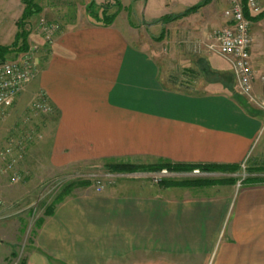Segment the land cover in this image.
<instances>
[{
	"label": "crops",
	"instance_id": "obj_1",
	"mask_svg": "<svg viewBox=\"0 0 264 264\" xmlns=\"http://www.w3.org/2000/svg\"><path fill=\"white\" fill-rule=\"evenodd\" d=\"M198 2L162 0L173 14L204 4L166 24L161 55L137 48L136 28L120 16L109 26L67 27L37 54L40 73L23 94L44 91L53 113L36 129L41 138L23 167L38 179L94 172L104 188L68 184L25 264H264V184L234 195L231 182H176L190 172L156 184L153 172L104 167L215 166L208 174L220 180L256 155L264 113L240 93L227 60L190 48L227 26L229 0ZM252 20L254 92L264 99V16ZM174 61L184 75L201 68L212 77L176 79Z\"/></svg>",
	"mask_w": 264,
	"mask_h": 264
},
{
	"label": "rangeland",
	"instance_id": "obj_2",
	"mask_svg": "<svg viewBox=\"0 0 264 264\" xmlns=\"http://www.w3.org/2000/svg\"><path fill=\"white\" fill-rule=\"evenodd\" d=\"M24 1L0 0V44L11 45L14 42L16 34L20 31L18 21L20 20L22 7L24 10L26 8ZM31 1L37 5L40 12L34 13L29 18L30 20L33 17L37 18L33 22L31 21L28 24L26 23L27 20L25 21L24 29L28 34L27 49L34 46L36 48V54H43L49 48V45L53 44L56 33L64 31L67 27L87 24L105 25V22L110 20H112V25L116 18L120 16L119 20H124L136 28V34L132 41H134V45L137 48L144 49L154 55H161L167 52L168 49L166 40L164 39L166 24L174 21L169 20L170 16L174 17L179 15L173 14L175 12H173L172 6H163L162 0H150L148 3L146 0H119L120 6L117 7L110 6L117 4L118 0ZM196 1L199 3L198 0ZM93 2L102 4L100 6H94L91 5ZM261 3L264 8V0ZM102 5L110 8H103ZM263 16L264 12L262 14ZM162 19L163 21H161ZM144 22L150 23L152 27L143 26ZM262 25L264 26V23ZM219 30L213 31L209 36H213ZM29 38L33 39V42H29ZM205 39L207 38L192 42L190 48L194 46V48L199 50L201 47L200 50H202L203 44L200 43ZM189 43L191 42L189 41ZM43 44H45L44 47H42ZM14 54L8 57H12ZM173 64L175 67H173L174 71H172V75L176 79L183 77L184 82H188V79H193V77L197 79H211L212 77L210 72L206 71L205 73L201 68L199 74H197L198 76L184 75L181 72L182 67H178L175 61ZM177 74L178 76H176ZM38 75L25 86L22 92L12 102L0 107V194L3 199V205L0 208V264L25 263L26 254L33 241L36 230L49 209H52L56 205L57 198L68 184L74 181H93V183L98 181L97 177L92 176L96 173L86 174L84 172L82 174L79 171L72 174H60L49 178L38 179L34 178L23 167L29 149L33 147L32 145L36 140L41 138L39 133L36 132V129L42 127L40 124L46 123V118L53 113V108L49 100L47 101L52 108L49 112L39 111L35 106L40 101L39 98L42 90H37L28 95L23 94L27 87L33 85ZM165 79L167 78L165 77ZM21 95L24 97L22 98ZM263 135L260 137V141L256 147V155L252 159L244 162V168L240 165L236 170H231L229 174L232 176H224L225 178L214 180L215 176L209 175L208 173H215L216 171H203L200 169L202 172L201 176L190 178H187V176L180 177L175 179L177 180L176 182L184 185H188L189 182H196L197 180L205 181V184L231 182L234 185L232 189L235 195L236 191L243 187L249 178L264 177ZM108 166L105 165L104 167L109 170ZM107 170H99V173L102 174L107 172ZM109 172L112 171L109 170ZM137 172L146 171L138 170ZM85 175L89 177L85 179ZM216 177L221 176L216 175ZM58 179H66L65 184L60 187L55 186L54 181ZM169 180H172V178L165 179L163 182ZM29 184H34V187H30Z\"/></svg>",
	"mask_w": 264,
	"mask_h": 264
},
{
	"label": "built area",
	"instance_id": "obj_3",
	"mask_svg": "<svg viewBox=\"0 0 264 264\" xmlns=\"http://www.w3.org/2000/svg\"><path fill=\"white\" fill-rule=\"evenodd\" d=\"M261 2L262 0H229V7L224 12L227 26L213 36L202 40L200 44H203L202 50L219 56L231 64L240 93L264 113V99L257 98L254 92L256 71L253 68L251 56L253 44L252 17L255 18L262 13ZM246 12H248L249 16L246 15ZM38 65L34 46L26 51L15 53L12 57H7L5 60L0 59V107L12 102L25 86L37 77L39 72ZM262 69L264 71V54ZM39 100L35 105L37 110L42 112L52 110L45 92H41ZM244 166L245 163L242 164L243 168ZM175 174L177 173L163 168L149 176L154 183L160 184L165 179L176 177L177 175ZM201 175L200 169H194L189 173V176L194 177ZM65 182L66 179H58L54 181V184L60 187ZM96 185L97 191H101L104 188L100 180L96 182ZM2 205L3 199L0 194V208Z\"/></svg>",
	"mask_w": 264,
	"mask_h": 264
},
{
	"label": "trees",
	"instance_id": "obj_4",
	"mask_svg": "<svg viewBox=\"0 0 264 264\" xmlns=\"http://www.w3.org/2000/svg\"><path fill=\"white\" fill-rule=\"evenodd\" d=\"M26 4V8L23 11L22 17L21 19L18 21L19 25H20V31L16 34V38L14 40V42L9 45V46H3L0 45V59L5 60L9 55L13 54V53H19V52H23L27 50V39H28V34L26 32V30L24 29L25 26V21L28 20L31 16L34 15V13H39L40 9L37 8V5L34 4L33 1L31 0H25L24 1ZM204 3L197 5L195 7L192 8H188L186 11L180 13L179 15L176 16H170L169 20H175V19H179L181 17H184L190 13L196 12L198 11ZM91 5L94 6H100L97 3L93 2L91 3ZM112 6H120V2L118 0L117 4H112L110 7ZM103 8H110L108 6H104L102 5ZM264 11H262V13L257 16V17H261V15L263 14ZM246 15L249 16L248 12H246ZM254 17H252L253 19ZM163 21V19L161 20ZM112 20L105 22L106 26L111 25ZM159 22V21H158ZM163 168H166L170 171L173 172H191L193 171L195 168L192 166H171L168 164H163V165H158V166H136V165H130V164H115V165H109L108 169L112 172H137L138 170H143L146 172H156L159 171ZM219 167H215V166H202L201 170L203 171H216L218 170ZM237 168H232V170H236ZM264 170V169H263ZM192 183H197V184H205V181H199L197 180L196 182H192ZM255 183H259V184H264V177L263 178H249L246 184H255ZM59 197L57 198V202H59ZM53 209H49V211L46 213V215H51L53 213ZM25 264V263H23Z\"/></svg>",
	"mask_w": 264,
	"mask_h": 264
}]
</instances>
